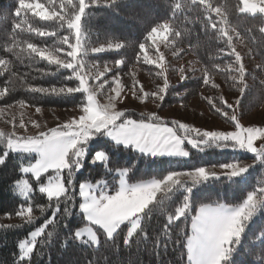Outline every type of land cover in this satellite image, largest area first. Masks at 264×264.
Returning <instances> with one entry per match:
<instances>
[{
	"label": "snow or ice",
	"instance_id": "snow-or-ice-1",
	"mask_svg": "<svg viewBox=\"0 0 264 264\" xmlns=\"http://www.w3.org/2000/svg\"><path fill=\"white\" fill-rule=\"evenodd\" d=\"M125 0H17L14 11L19 18L14 29L27 32L37 37H56L52 44H37L27 40L16 41L19 33L13 34V42L7 49L13 53L15 59L21 63L27 58L34 63L38 58L54 66L57 72L67 70L66 81H76L73 86L63 83L60 86H28V91L42 96L70 97L82 94L78 102V114L71 116L55 127H47L39 120H30L25 123L24 109L29 105L21 99L9 108L18 104L19 121L15 112L10 113L6 123L11 125V131L0 130V144L6 150L0 154V166H3L10 152L32 155L35 158L20 168V172L31 174L38 183V192L46 196L47 208H54L52 217L44 224L31 231L30 238L19 242L20 251L18 260L21 264H31L34 250L37 249L38 238L45 234V230L54 223L57 213L64 204V215L72 216V208L76 194V185L73 183L76 172L84 165L87 148L96 136H106L116 145L132 147L140 154L150 157H171L187 159L192 156L191 150L197 153L209 149H225L233 152H248L254 156L253 163L241 160H232L227 163L196 166L189 170H172L166 175L141 179L130 183L131 169L126 167L111 168L115 185L107 180L97 183L81 182L78 185V196L81 202L78 210L84 215L86 226L72 232L65 239L99 246L100 235L112 241L114 236L124 234L126 245L132 243V238L144 239L148 236L146 223L154 209L165 211L168 205L165 201L178 197L180 201L173 212L167 214L163 225V236L155 241V247L173 245L183 246L182 260L184 264H229L233 254L240 247L244 232L248 224L264 209V183L248 191L246 197L238 202H225L211 199L207 202L194 199L195 190L212 181L225 179L232 181L242 177L249 168H254L256 162L264 166V126L248 125L243 121V114L238 111L245 91L249 88L248 72L244 57L237 51L235 42L243 40L240 32L231 26L228 17L233 12L259 16L261 24L259 32L264 35V0H238L233 8L213 3L212 0H184L171 7V17L150 27L141 41L134 39L112 40L96 44L92 40L93 30L86 21L88 9L92 7L114 8ZM199 10L202 26L205 30L212 29L216 39L223 40L225 48L220 49L231 58L226 64L215 63L211 67L197 69L194 64L189 68L183 66L172 68L166 60L164 52L160 51L163 43L172 50L176 57L184 49L178 46L183 29L174 23L177 13ZM121 15L120 9L115 8ZM45 22L42 26L29 23V17ZM26 26V27H25ZM251 32V29L248 30ZM253 39L252 37H249ZM123 50V52H122ZM131 51L132 57L126 58L125 53ZM103 53H121L119 59L103 65L99 61H89L90 56ZM154 66L155 77L162 81L150 91H145L136 79V73L130 72L132 86L129 89L132 97L139 101H151L161 107L170 88L174 95H183L178 92L179 85H170L169 70L178 75L179 84L195 79L199 71L202 86H209L218 90V94L205 96L204 99L210 110L224 118L230 125L224 130H208L182 122L180 119L168 120L157 111H141L137 118H133L126 107L120 108L128 98L124 91L125 85L120 73L129 64ZM11 61L0 59V74L8 71ZM134 66V65H133ZM264 73V64L257 65ZM87 69V71H86ZM225 75L226 82L235 88L240 98L234 103L225 100L219 94L220 84L215 81V74ZM111 74V75H109ZM264 86V80L260 81ZM8 87L0 88V97L8 95ZM36 113H42V108L35 107ZM4 109H0V115ZM35 129L34 134H28L27 129ZM23 130V134H18ZM260 146L257 147V142ZM109 161V155L104 150L96 152L90 161L92 164H104ZM109 173V172H108ZM47 175V182H41V177ZM16 190L26 200L19 205L14 215L22 222L19 225L0 224V228L22 227L32 224L38 218L34 214V206L27 202L33 187L28 179L17 180ZM221 189H218L220 191ZM159 194V199H158ZM179 194V196H177ZM45 207H40V213ZM11 218L13 213H7ZM183 221L180 229L181 239L172 240L169 229L177 221ZM67 226V225H65ZM53 233L49 231L47 237ZM260 241H264V231L260 232ZM45 240L43 243H47ZM186 256V259L184 257ZM260 264H264V254L257 256ZM247 264V262H246Z\"/></svg>",
	"mask_w": 264,
	"mask_h": 264
},
{
	"label": "trees",
	"instance_id": "trees-1",
	"mask_svg": "<svg viewBox=\"0 0 264 264\" xmlns=\"http://www.w3.org/2000/svg\"><path fill=\"white\" fill-rule=\"evenodd\" d=\"M176 2L177 0H125L124 3L114 6V8L92 7L88 9L89 15L86 17V21L93 30L92 40L96 44L112 40L134 39L141 41L150 27L171 17V7ZM180 2L183 3L184 0H180ZM212 2L231 9L238 3V0H212ZM16 6L17 0H0V59L11 61L8 71L0 74V88L8 87L10 89L8 95L0 97V109L7 108L21 99L25 100L30 107L78 108V102L83 98L82 94H75V96L70 97L42 96L27 90L29 85L60 86L67 83L69 86H73L76 81L65 80V77L69 74L67 70L51 75V72H55V68L48 65L47 62L37 58L32 63L25 58L24 62L21 63L15 59L13 53L7 51L13 42L14 33H19L15 37L16 41L27 40L37 44H52L56 40V37L42 38L31 35L26 31L19 32V30L14 29L13 26L19 19L14 15ZM115 8L120 9L121 15L117 14ZM201 16L202 13L199 10H193L184 13L178 12L174 18V23L183 29L178 46L184 51L180 53L179 57L192 55L203 67H211L215 63L226 64L230 62L231 58L226 53L222 54L220 52V49L225 48L223 40L216 39V33L212 29L205 30L203 28ZM228 20L230 25L235 27L236 31L240 32L245 40L249 49V56L257 61V64L246 66V58L243 56L245 66L251 75L247 77L249 88L241 98L238 109L240 113L246 114L264 106V86L260 84V81L264 80V73L257 68V65L264 64V35L259 32L261 24L259 16L252 17L233 12L229 15ZM28 22L34 26H42L45 23L31 16ZM249 29H251V32H248ZM168 51L172 53L170 48H168ZM119 55L121 53H103L90 56L89 61H99L103 65L105 62L111 63L115 59H119ZM133 55L134 53L131 51L125 53L126 58ZM133 65L140 66L148 73L151 72L152 66L137 64L132 61L120 74L130 71ZM215 76L220 78L223 87L227 91L238 92L235 88L229 86L224 74L216 73ZM199 77L185 81L181 85L179 81L176 83L170 82V85H179L178 92L183 95H174L170 88L169 95L160 109L184 104L200 96L202 89L209 86H202ZM238 98H240V94ZM129 113L136 118L139 116L137 112L132 111ZM0 130L9 132V130L3 128H0ZM186 147L192 152V156L187 159L153 158L140 154L132 147L116 145L105 136H96L88 145L84 165L80 171L76 172L73 180L77 191L74 201L70 202V204L75 205L72 208V216L69 218L64 215V204H61V211L56 215L58 223L49 225L45 230V234L38 238L37 249L34 250L31 264H184L182 245L177 246L169 243L167 246L155 247V241L163 236L162 229L166 223L167 214L173 212L180 202L178 197H172L170 200L165 201L168 205L165 211H161L160 208L154 209L146 223L148 236L144 239H137L134 236L130 245L124 243L126 233L125 235L118 234L114 236L112 241L107 240L103 233H98L100 235L98 247L72 239H68L65 244V239L75 230L86 226L84 215L78 210V205L81 202L78 196L79 183L85 181L97 183L101 180H107L115 185L118 181L113 180V174L110 173L111 168L126 167L131 169L129 182L132 183L141 179H150L154 176L159 178L172 170H189L196 166L227 163L237 159L245 163L254 162V156L248 152H233L227 149L220 152V150L209 149L206 152L197 153L195 150H191L190 146L186 145ZM4 150L6 148L0 144V154ZM101 150L109 155L107 164L109 173L106 171V165L90 163L94 154ZM33 158L35 156L10 152L5 164L0 166V224L19 225L22 223L14 213L19 205L26 202L25 198L15 188L16 181L23 176L28 178L33 187V192L27 202L33 204L34 214L38 217L30 225L24 224L22 227L11 229L0 228V264H21L18 260L20 254L19 242L28 237L29 233L35 228L42 226L46 219L52 217L55 210L54 208H47L49 202L46 196L38 192L39 185L35 178L31 174L25 175L19 170L28 162H31ZM47 175L49 174L41 177V182L45 183L47 181ZM261 183H264V166L256 162V166L249 168L248 172L242 177L234 178L232 181L225 179L212 181L201 186L200 189L195 190V193L199 194H194V199L205 202L216 199L238 203L246 197L248 191L258 187ZM218 189L221 190L218 191ZM42 206L45 207L43 214L40 213V207ZM9 212L13 213L11 218L7 216ZM183 227L182 220L172 225L169 229L172 240L182 238L180 229ZM49 231L53 233L51 238L47 237ZM261 231H264V209L248 224L240 247L233 254L229 264H246V262L247 264H260V261L256 258L264 254V241L259 239ZM45 240L48 242L43 243ZM184 259H186V256Z\"/></svg>",
	"mask_w": 264,
	"mask_h": 264
},
{
	"label": "rangeland",
	"instance_id": "rangeland-1",
	"mask_svg": "<svg viewBox=\"0 0 264 264\" xmlns=\"http://www.w3.org/2000/svg\"><path fill=\"white\" fill-rule=\"evenodd\" d=\"M236 46H237V51H240L242 56L246 58L245 60L246 66L257 64V61L251 56H249L250 55L249 49L244 39L240 42H236ZM160 51L164 52L166 60H168L171 63L172 68H178L181 66L185 68H189V66L193 64L197 69L203 68L201 63L197 59H195L192 55H187L185 57L178 58L174 56L170 51H168V48H166L163 43L160 46ZM155 71L156 69L154 66H152L151 72L148 73L144 69H142L140 66L135 65V66H132L131 70L128 71L127 73L135 72L136 79L139 81L140 85L144 86L145 91H150L154 89L157 84H162V81L155 77L154 75ZM127 73L120 74V75L125 85L124 91L128 93V98L124 101L123 104L118 105V107L120 108L126 107L128 112L133 111L137 113H140L141 111L147 112V111L155 110L165 119H168V120L180 119L182 122L191 123L194 126L202 127L208 130H224L225 128L230 127V125L224 122V118L220 117L219 115L215 114L214 111L210 110V106L208 105L207 101L204 99L205 96L215 97L218 94V90L207 87V88L202 89L200 96L193 98V100L187 103L172 105V106H168L165 109H160V107H158L155 103H152L150 100L149 101H139V100H136L134 97H132L131 92L129 91V89L132 86V79L130 75H127ZM194 75L198 77V76H201V73L197 71ZM168 77H169V82L171 83H176L179 81L178 75L171 70H169L168 72ZM215 81L216 83L220 84L219 94H222L225 100L228 101L229 103H234L235 100L238 98L239 93L227 91L223 87L222 81L217 76H215ZM3 109H4V113L0 115V128L11 131L12 130L11 125L7 124L6 121L7 119H9L10 113L15 112L17 122H18L19 113L21 110L19 109L18 106L14 108L7 107ZM23 111L25 113V123H28L30 120H39L42 124H46L47 127H55L57 126V124L64 122L67 119L71 118V116L78 114V108L76 107H73V108H55V107L54 108H42V113H36L35 107L28 106ZM243 117L244 119L242 122H244L246 126L248 125L264 126V106L254 109L252 112L243 114ZM133 118H136V117H133ZM27 131H28V134L35 133V129L31 127H29ZM18 134H23V130H18ZM93 140L94 139L90 141L89 145L91 144ZM259 146H260V142L258 141L257 147ZM30 156H35V154H32ZM81 169L82 168H80V170ZM21 179H28V178L26 176H23ZM89 183H93V182H89ZM30 233L28 237H26L25 239L30 238Z\"/></svg>",
	"mask_w": 264,
	"mask_h": 264
}]
</instances>
